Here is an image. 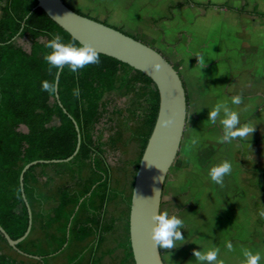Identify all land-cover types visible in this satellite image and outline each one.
I'll use <instances>...</instances> for the list:
<instances>
[{"label": "trees", "instance_id": "trees-1", "mask_svg": "<svg viewBox=\"0 0 264 264\" xmlns=\"http://www.w3.org/2000/svg\"><path fill=\"white\" fill-rule=\"evenodd\" d=\"M37 4L38 0H0V225L14 240L25 234L30 219L21 190V172L26 164L36 160L70 157L78 143L74 119L81 133V145L76 156L67 162L37 164L25 173L24 188L32 209L33 223L30 234L18 247L32 255V258L27 257L30 264H42L34 256L45 258L62 250L65 243L72 239L81 243L95 236L97 244L102 243L104 234L114 230L116 223L122 221L126 231L122 263L135 264L129 227L131 199L136 173L159 113L158 88L143 72L101 54V63L82 69L78 78L67 67L61 71L58 86L61 106L56 93L50 95L41 90L42 81L56 82L58 74L56 69L52 74L48 72V64L43 57L50 50L45 45L53 34H59L65 42L75 38ZM185 5L204 9L217 7L264 18V12L255 9L247 11L244 7L237 9L226 3L203 4L186 0ZM119 30L125 32L122 28ZM131 36L148 44L139 36ZM19 40L29 43L30 47L26 48ZM184 86L186 89L185 83ZM76 87L80 90L79 99L72 94ZM137 91L141 94L138 101L144 99L146 103L138 135L139 156L134 163L132 178L126 179L123 188H115L111 185L104 158L105 143L95 138L93 132L105 111V99L109 94ZM187 103L189 105L188 93ZM58 164L65 166L59 168ZM47 168L57 176H68L67 183L57 188L58 204L52 216L38 213V205L45 200L39 194V177L41 173H48ZM52 181L53 178L48 177L47 183ZM110 201L122 204L120 218L104 219L105 206ZM39 219L44 222L45 230L63 223L59 230L62 239L54 249L50 247L43 252L33 240V228ZM8 252H13L16 257ZM18 257L23 258L24 254L14 250L0 232V264H22ZM79 259L71 264L78 263ZM98 261L97 264L102 263L100 259Z\"/></svg>", "mask_w": 264, "mask_h": 264}, {"label": "crops", "instance_id": "crops-1", "mask_svg": "<svg viewBox=\"0 0 264 264\" xmlns=\"http://www.w3.org/2000/svg\"><path fill=\"white\" fill-rule=\"evenodd\" d=\"M195 1L203 4L226 3L237 9L244 7L247 11L255 9L264 12V0ZM66 2L76 11L115 28H122L131 35L144 33L153 38L159 37L158 46L162 48L147 43L177 67L189 96L187 122L191 115L198 118L200 124L211 126L209 129L196 126L195 133L205 136V139L202 138L190 152L184 148L182 157L179 156L180 150H183L181 146L177 156L180 162L170 169L166 178L161 211L167 210L169 215H177L184 221L185 229H181V232L185 242L170 254L160 249L164 262L196 264L193 249L200 250L201 246L205 250L219 247L225 264H241L242 248L262 250L260 246L263 239L259 240L258 235L263 234L264 220L259 219L256 212L264 205V189L258 183L255 187L253 182L264 179V174L252 175L245 168L238 169L243 159L240 152L238 156L217 158L216 150L227 143L220 142L222 131L219 122L212 125L207 119L209 110L217 102H228L240 113L242 124L250 122L254 126L251 137L243 140L244 144H260L264 147V18L217 7L204 9L185 5L186 0ZM197 55L202 56L206 63L202 69L197 64ZM238 94L243 96V103L231 105V97ZM238 141H233L232 149ZM203 149L208 150V156L202 153ZM225 159L232 162L233 172L225 177L224 187L221 188L210 180L208 172ZM48 177L53 178L49 184ZM63 178L57 176V179ZM54 179L50 172L41 173L39 177V194L45 199L38 205L40 215L52 216L58 204L57 196L52 194ZM58 187L55 188V194ZM52 202L55 205L50 207ZM43 225L41 219L36 222L33 240L44 252L50 247L54 249L62 239L59 230L63 223L51 226L50 230H45ZM227 241L233 243L235 251H227ZM79 243L73 240L68 254L60 250L45 258L34 256V259L42 264H71L77 253H86L79 250ZM8 254L11 256L10 252ZM27 257L32 258L24 255L17 259L22 264H30ZM124 258L123 253L119 263ZM103 260L104 256H101L102 264Z\"/></svg>", "mask_w": 264, "mask_h": 264}, {"label": "water", "instance_id": "water-1", "mask_svg": "<svg viewBox=\"0 0 264 264\" xmlns=\"http://www.w3.org/2000/svg\"><path fill=\"white\" fill-rule=\"evenodd\" d=\"M37 7L65 31L71 34L79 43L91 42L101 54L114 57L143 72L156 84L160 95L158 117L141 158L133 187L129 227L130 241L135 264H166L160 249L153 247L149 237L151 214L161 211L163 191L168 173L174 164L180 150L188 117L187 93L183 80L175 66L154 47L135 39L131 35L102 21L77 12L64 0H38ZM159 61L160 71H153V63ZM58 70L56 98L62 106L59 93ZM173 115L174 124L169 128L160 126V120ZM78 132V143L74 153L66 159L36 160L26 164L20 175L23 198L28 207L29 227L25 234L14 240L0 225V232L8 244L17 252L24 253L18 244L31 232L33 214L28 202L25 188V173L33 166L41 163H60L72 160L81 145V133L77 122L73 119ZM36 258H39L36 256Z\"/></svg>", "mask_w": 264, "mask_h": 264}, {"label": "rangeland", "instance_id": "rangeland-1", "mask_svg": "<svg viewBox=\"0 0 264 264\" xmlns=\"http://www.w3.org/2000/svg\"><path fill=\"white\" fill-rule=\"evenodd\" d=\"M139 37L148 42L150 45H154L157 48H162L161 46H158L160 44L158 41L159 37L153 38L144 33L139 35ZM19 43L24 45L26 48L30 47V44L25 42L24 40H19ZM139 97H141V94L138 91L134 93L130 92L128 94L117 92L109 94L105 99V111L103 112V115L100 118V121L95 126L93 132L95 138L98 137L102 142L105 143L104 158L109 168L111 185L115 188H123L125 182L127 181L126 179L130 180L133 173L135 172L134 163L137 161L140 151V140L138 138V135L141 130L146 107L145 100L143 99L139 102ZM189 119L190 120L186 123L184 130L181 145L183 146V150H180L181 155H179L181 157L184 156V148L189 142L190 138L196 137L199 141L202 140V138L205 139V136L202 137L199 136L198 133H195V131L197 130L196 126H202L204 129H209L211 127L205 124H200V122L197 121L198 118H194V116L190 115ZM244 143V141L235 142L233 149V143L226 144L227 146L222 145V148L216 150V157L221 159H223L224 157L230 158L232 155L236 156V154L240 152L243 159L242 165L238 164V169L245 168V171L251 173L252 175H254L253 173H259L260 175H263L264 147L260 144H249L248 146ZM202 151L204 155H209L208 150L203 149ZM210 153L212 154V152ZM249 156L251 157V159H249ZM175 162L172 167L177 166V163L180 162V157L177 158ZM56 166L60 168L65 165L58 164ZM47 170L55 178V183H53L55 187H53L54 192L52 194L53 196H56L55 188L67 183L68 176H65L63 179H57V176L51 169L47 168ZM257 183L260 188L263 187L264 189V179L254 181L253 184L255 185V187H257ZM128 192L129 188H127V193ZM54 205L55 203L53 202L49 204L50 207H53ZM263 206L259 207L256 212L259 219H262L260 218L258 213L259 210L263 208ZM122 208L123 206L122 204L120 205L119 202H108L104 210V219L110 220L112 218H120V212ZM125 232V224L122 221H118L115 225L114 230L104 234L105 237L102 243L97 244V238L95 236H92L84 242L79 243V250L85 251L86 253L83 255L77 253L75 255V260H78L80 258V261L74 264H97L99 262L98 260H101V256H104V264H123V261L120 263L119 261L120 257L124 253L122 245L125 243L126 239ZM262 232L263 234H259L258 238L259 240L261 238L263 239V243H260V248L264 250V230ZM60 240L58 242H60ZM72 241L73 239L66 242L61 251H65L67 253L68 250H71ZM10 254L11 256H16L13 252H10Z\"/></svg>", "mask_w": 264, "mask_h": 264}, {"label": "clouds", "instance_id": "clouds-1", "mask_svg": "<svg viewBox=\"0 0 264 264\" xmlns=\"http://www.w3.org/2000/svg\"><path fill=\"white\" fill-rule=\"evenodd\" d=\"M48 51L44 54L43 59L48 64V72L53 73V69L63 71L65 67L70 72L77 74L90 65H99L101 63L100 50L91 42H82L77 44L75 39L65 42L59 34H53L51 39L45 45ZM198 63L201 67H205L206 63L202 56L197 55ZM161 63L157 60L153 63V71L161 70ZM41 90L53 95L57 91V84L54 81L44 80L41 84ZM73 96L77 99L80 97L79 87L73 89ZM242 95H234L231 97V105L239 106L243 103ZM212 125L219 122L222 135L221 143L232 144L233 141H243L251 137L254 126L250 122L241 123L240 113L234 110L228 102H217L208 113V119ZM175 122L173 115L160 120V126L164 128L171 127ZM199 143L198 138L192 137L186 144V152H190ZM249 159L251 157L249 156ZM233 172V164L230 160H222L218 164L210 168L208 176L210 180L224 187V179ZM260 218L264 219V208L259 210ZM151 225L149 229V237L155 249H164L169 254L171 251L185 242L181 229H185L184 221L177 215H169L167 210L154 211L151 214ZM228 252L235 251L231 241L226 242ZM221 249L219 247H211L200 250L193 249V255L196 258V264H225V260L220 256ZM241 254L243 259L241 264H264V250H252L251 248H242Z\"/></svg>", "mask_w": 264, "mask_h": 264}]
</instances>
